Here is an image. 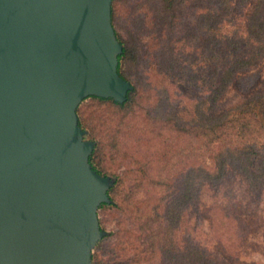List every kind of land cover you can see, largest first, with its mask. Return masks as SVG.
<instances>
[{
    "label": "trees",
    "instance_id": "trees-1",
    "mask_svg": "<svg viewBox=\"0 0 264 264\" xmlns=\"http://www.w3.org/2000/svg\"><path fill=\"white\" fill-rule=\"evenodd\" d=\"M121 1H111L110 18L121 45L116 71L129 87L122 100L90 94L91 102L76 108L93 143L88 162L109 179L99 207L122 212L115 240L102 235L91 264L154 255L165 264H221L180 234L187 209L230 172L242 177L248 194L264 183V91L217 109L236 73L264 57V0H135L124 32L118 29ZM185 5L193 13L183 20ZM181 79L202 93L183 96L176 84ZM176 97L185 99L183 109L173 103ZM142 188L148 195L138 198ZM209 212L216 237L227 246L241 240L240 218L219 205Z\"/></svg>",
    "mask_w": 264,
    "mask_h": 264
},
{
    "label": "water",
    "instance_id": "water-1",
    "mask_svg": "<svg viewBox=\"0 0 264 264\" xmlns=\"http://www.w3.org/2000/svg\"><path fill=\"white\" fill-rule=\"evenodd\" d=\"M111 1L0 0V264H91L109 179L76 108L129 87Z\"/></svg>",
    "mask_w": 264,
    "mask_h": 264
},
{
    "label": "rangeland",
    "instance_id": "rangeland-1",
    "mask_svg": "<svg viewBox=\"0 0 264 264\" xmlns=\"http://www.w3.org/2000/svg\"><path fill=\"white\" fill-rule=\"evenodd\" d=\"M135 0H126L118 3L121 13L118 29L124 32V25L128 17L126 13L128 6ZM193 13L192 6L185 5L182 9V18L186 20ZM124 23V24H123ZM141 38L146 40L149 35L141 33ZM181 94L186 97L198 96L202 93L200 89L193 88L185 83L183 79L176 83ZM264 91V57L248 69L236 73L227 88L218 99L217 109L222 110L226 106L236 102L254 91ZM91 102L90 97H82L80 104L87 105ZM173 103L183 109L186 101L183 97H176ZM81 141L90 142L87 132L82 130L78 135ZM197 159H208L206 156L193 155ZM181 162L172 170L171 175L175 179L180 170ZM124 166L117 168L120 172ZM94 181H100V177L94 174ZM145 188H142L136 196L146 197ZM219 205L227 208L243 222V236L241 240L231 246H227L220 238L216 237L211 230L210 209ZM122 212L115 207L96 206L97 225L94 233L95 240L106 234L107 241H114L115 231L118 228ZM187 228L180 234L181 241L192 240L201 243L207 251L221 264H264V183L259 193L248 194L243 179L235 172H230L217 188L204 191L197 202L186 211ZM200 230H203L201 234ZM94 244V243H93ZM120 264H165L158 256L147 257L138 262Z\"/></svg>",
    "mask_w": 264,
    "mask_h": 264
}]
</instances>
